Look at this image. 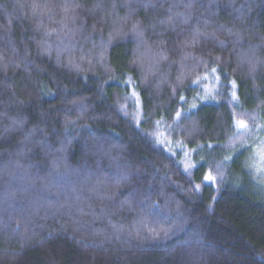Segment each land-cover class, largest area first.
<instances>
[{
  "label": "trees",
  "instance_id": "obj_1",
  "mask_svg": "<svg viewBox=\"0 0 264 264\" xmlns=\"http://www.w3.org/2000/svg\"><path fill=\"white\" fill-rule=\"evenodd\" d=\"M263 136L264 0H0V264H264Z\"/></svg>",
  "mask_w": 264,
  "mask_h": 264
},
{
  "label": "rangeland",
  "instance_id": "obj_2",
  "mask_svg": "<svg viewBox=\"0 0 264 264\" xmlns=\"http://www.w3.org/2000/svg\"><path fill=\"white\" fill-rule=\"evenodd\" d=\"M217 77L215 75H211L205 78V81L207 84H204L205 92L209 94L208 100H211L214 98L213 91L215 90V87L210 86V82L214 81L217 82ZM200 101H203L204 98L200 97ZM205 101V100H204ZM240 130H248L250 127L246 123H239L238 124ZM251 167L255 171V173L261 178L264 179V136L260 138L256 142V146L254 149V153L251 157Z\"/></svg>",
  "mask_w": 264,
  "mask_h": 264
},
{
  "label": "snow or ice",
  "instance_id": "obj_3",
  "mask_svg": "<svg viewBox=\"0 0 264 264\" xmlns=\"http://www.w3.org/2000/svg\"><path fill=\"white\" fill-rule=\"evenodd\" d=\"M213 71H215V69H213ZM177 115H180L179 113H177ZM243 122H241V124H242ZM206 180H211V179H213V177L211 176V175H206L205 177H204Z\"/></svg>",
  "mask_w": 264,
  "mask_h": 264
}]
</instances>
